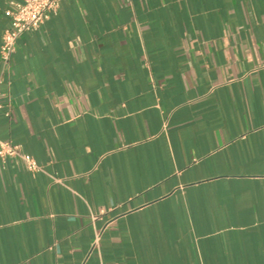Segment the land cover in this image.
I'll return each instance as SVG.
<instances>
[{"label": "crops", "instance_id": "0c3cea01", "mask_svg": "<svg viewBox=\"0 0 264 264\" xmlns=\"http://www.w3.org/2000/svg\"><path fill=\"white\" fill-rule=\"evenodd\" d=\"M0 77V264H264V0H60Z\"/></svg>", "mask_w": 264, "mask_h": 264}, {"label": "built area", "instance_id": "2783aa9c", "mask_svg": "<svg viewBox=\"0 0 264 264\" xmlns=\"http://www.w3.org/2000/svg\"><path fill=\"white\" fill-rule=\"evenodd\" d=\"M60 0H10L4 9L9 19L8 26L3 30L0 43V61L4 71L10 67L11 55L15 50V43L24 32L39 27L51 14L58 11ZM2 78L0 77V84ZM3 93L0 90V107ZM14 156L22 160L30 171H37L41 167L35 159L20 150L19 145L0 141V156Z\"/></svg>", "mask_w": 264, "mask_h": 264}]
</instances>
